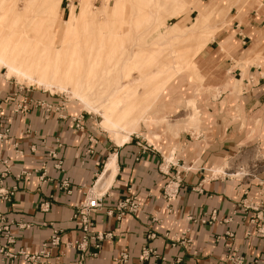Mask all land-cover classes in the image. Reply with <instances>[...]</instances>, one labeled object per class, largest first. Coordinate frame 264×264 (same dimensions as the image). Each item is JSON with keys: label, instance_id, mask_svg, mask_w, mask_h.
Listing matches in <instances>:
<instances>
[{"label": "crops", "instance_id": "crops-1", "mask_svg": "<svg viewBox=\"0 0 264 264\" xmlns=\"http://www.w3.org/2000/svg\"><path fill=\"white\" fill-rule=\"evenodd\" d=\"M193 1L195 19L206 6H212L211 15L225 9L229 18L198 54L201 64L216 67V82L185 86L176 73L121 145L81 102L88 113L0 72V159L12 165L5 186L16 187L11 201H0V229L9 226L15 242L8 251L17 255L7 258L0 252V264H25L18 252L39 251L54 229L62 231L61 243L50 261L38 264H77L79 252L67 243L82 236L75 206L89 189L103 196L106 208L130 196L143 207L122 220L105 210L95 212V230L113 238L85 264H228L231 246L239 249L244 264H264V237L258 234L264 229V0L241 7L240 0ZM209 86L220 95L213 98ZM161 94L162 102L149 112ZM23 100L27 112L16 108ZM198 116L199 131L189 127ZM72 117H80L83 129ZM52 151L56 158L49 155ZM113 156L114 173L105 174ZM176 171L181 182L169 212L163 187ZM63 181L69 182V191L61 187ZM45 202L48 211L41 209ZM152 232L156 235L150 238ZM2 236L0 231V245ZM143 247L160 257L141 261ZM123 251L126 263L118 261Z\"/></svg>", "mask_w": 264, "mask_h": 264}, {"label": "rangeland", "instance_id": "rangeland-1", "mask_svg": "<svg viewBox=\"0 0 264 264\" xmlns=\"http://www.w3.org/2000/svg\"><path fill=\"white\" fill-rule=\"evenodd\" d=\"M1 2H4L0 4L2 35L10 36L12 32L17 33L14 40L29 42L25 47L27 52H30L36 45L38 48L44 46L47 50H54L53 56L55 53L53 46H56L58 50L66 47V52L69 50L80 52L76 55L79 62L74 65H64L62 69L70 76L79 78L83 87L88 86L93 99L75 98L70 87L68 90L56 87L51 89H46L43 86L37 87L33 83H28L27 79L21 78L20 80V77L14 73L9 74L6 68L0 67L4 78L16 80L23 86L59 95L62 97L63 105H72L84 113H88L86 111L93 112L90 114L97 118L98 124L102 121L101 126L111 134L113 139L111 131L116 128L105 124V116L101 115L104 108L99 106L100 102H94L95 92L117 87L122 83V77L128 73L133 72V76H136L138 68H135V65L144 66L145 64L146 66V69L142 70L144 75V81L140 86L142 92L151 91L158 82L169 81L178 71L180 73L177 76L185 79V86L190 83L200 88L203 85L206 86L207 82H216L218 77V74L214 73L216 67L211 64H201L200 55H194L193 47L197 46L200 38L206 36V32L210 28L214 34L216 27L219 29L227 23L229 18L225 9L217 10L212 15L210 14L212 6H207L208 9L205 11L198 9V17L195 19L197 13L193 12L196 7L193 0H0ZM82 2L87 6V12L84 15L81 13ZM250 2L252 0H240L239 6ZM26 4L29 6L27 10H25ZM105 4H107L106 11L103 10ZM160 4H164V6H159ZM49 6L61 10L56 26L52 25L54 21L52 14H50L49 23L44 18L43 11ZM25 14L27 16L30 14V16L23 23ZM157 15L158 19L155 21ZM64 21H69L72 24V31L63 38L62 32L53 36V27L59 26L63 30L65 28ZM157 24L159 27L155 28ZM28 34L33 38L27 37ZM214 40L217 42L218 38ZM190 47L192 48L189 49ZM153 50L154 52L149 55L148 53ZM187 55L192 56V61H190V66L184 69L181 63ZM93 60L97 64L92 65ZM157 70L160 72L158 78L148 75ZM160 91L155 90L153 94L157 93L153 99L149 98L151 100L147 103L150 104ZM209 91L213 98L220 95V90L217 88L209 86ZM200 92L202 93V89L201 91L197 90V93ZM144 97L135 102L138 100L142 102ZM162 99L163 95L161 94L149 112L155 111ZM191 99L193 100V98ZM78 101L84 105L86 111L82 109ZM132 101L134 102V100ZM86 103L91 104L92 109L87 107ZM107 103L106 99L103 104L107 105ZM185 105L187 110H191L189 102ZM108 113L114 114L115 122L119 121L118 111L111 110ZM200 124L201 120L198 116L190 122L189 127L199 131ZM138 140L155 147L153 143L142 136L138 137Z\"/></svg>", "mask_w": 264, "mask_h": 264}, {"label": "bare ground", "instance_id": "bare-ground-1", "mask_svg": "<svg viewBox=\"0 0 264 264\" xmlns=\"http://www.w3.org/2000/svg\"><path fill=\"white\" fill-rule=\"evenodd\" d=\"M3 3L4 2H1L0 4ZM82 3L83 4L81 6V11H82L81 13L82 15H84L87 12V6L86 4H84V2ZM12 6L11 8H13L15 5L13 7ZM106 6L107 4L103 6L104 7L103 10L105 11H106ZM159 6H164V4H160ZM27 8L29 9L28 4L25 5V10H27ZM207 9H208L207 6L199 8L200 11H205ZM50 14H52L53 15L52 17H54V21L53 19H51L53 21L52 25L55 26L58 25L61 10L58 8L54 9L50 6L48 8H45L43 11V15L44 18H46L47 23H49L50 21L49 19L51 16ZM24 16L25 17H23L22 20L23 23L27 21V18L28 16H30V14L28 16L25 14ZM157 19H158V15L155 17V21ZM64 23H65V28L63 29L64 31L61 30L59 26L53 27L52 29L53 36H56L57 33L62 32L63 35L62 38H63L68 34V32L70 33L72 31V27H73L72 24L69 21H64ZM157 27H159L158 24L155 25V28ZM210 29L209 31L206 32V36L199 39L197 46L194 47L192 46L193 50L195 51L194 55H198L200 51L204 48V46L213 39L214 34L212 31H210ZM16 36L17 33L15 32H12L10 36L7 35L3 36L0 30V67L6 68L9 74L14 73L16 76L20 77V80L21 78L24 80L27 79L28 83H33L37 87L43 86L46 89H51L52 87H56L61 90L62 89L68 90V88L70 87L72 89V95L75 98L78 99L86 98L89 100L93 99L90 96L89 92L91 91V89L88 86L83 87V83L82 81L79 80V78H74L70 76L65 70L62 69L64 65L65 66L74 65L77 62H79V58H76V55H78L80 52H76L75 50L73 51L69 50L66 52L65 51L66 47L59 48L58 50L56 46H53L55 49V53L53 56L54 50L52 49L47 50L44 46L38 48L37 45L35 48H32L30 52H27L25 47L28 45L29 42L14 40ZM27 37L33 38L30 34H28ZM192 47H190L189 49H191ZM153 52L154 50L148 54L150 55ZM190 61H192V56L187 55L185 60L182 61L181 63L183 64L182 67L184 69H187L190 66ZM91 64L94 65L97 64V62L93 60ZM135 68H138V70H136L137 72L136 76H133V72L128 73L122 77V83L117 87L113 89H107V91L96 90L95 92L96 97L94 99L95 100L94 102H98V103L100 102L99 106H102L104 108L102 109L103 113H101V115L103 117L105 116L104 118L106 119L105 124L106 125L108 124L109 126L116 128V129H112L111 132L114 136L115 142L118 145H121L125 141H127L130 133L133 132L134 127L138 123L141 114L149 105L147 101L149 102L151 100L149 98L153 99V97L157 93L156 92L155 94H153V92L155 90L160 91L168 81V80L165 81L163 80L162 82H158V84L154 86L151 91L142 92L140 91V86L144 81V77H143L144 75L142 70H145L146 66L145 64L144 66L142 65L139 66L138 64V66L135 65ZM148 75H151V77L158 78L160 72L159 70H157ZM121 91H123V93H120ZM142 97H144V99L142 100V102H139V100H141ZM106 99L108 100L107 105L103 104ZM137 99L139 100L135 102ZM132 100H134V102ZM86 105L87 107L92 109L91 104L86 103ZM111 110H115L119 112L117 116L119 121L115 122L113 120L114 114L108 113ZM135 110L136 113H134ZM122 117L124 118L121 120ZM114 170H115V158L113 156L108 160L106 164L105 174L111 175L114 173Z\"/></svg>", "mask_w": 264, "mask_h": 264}, {"label": "built area", "instance_id": "built-area-1", "mask_svg": "<svg viewBox=\"0 0 264 264\" xmlns=\"http://www.w3.org/2000/svg\"><path fill=\"white\" fill-rule=\"evenodd\" d=\"M17 110L27 112L29 110V104L27 100L20 101L16 103ZM50 106H47L46 109L49 111ZM76 122L75 125L79 129H83V122H81L80 117H72ZM4 137L3 133L0 132V139ZM52 158H56V152L52 151L49 153ZM59 167V163L56 164ZM11 162L8 159H0V201H11L16 187H6L4 180L6 177L11 174ZM45 169V168H44ZM46 171L41 176L42 182H45ZM180 174L178 171L174 175H170L169 180L163 187V193L167 201V209L170 212L172 209V202L176 199L179 193L180 187ZM61 187L69 191V182L63 181ZM143 204L137 196L126 197L125 199L119 201L114 208H106L103 203V196L95 193L93 189H89L86 193L84 201L75 206L76 211L74 217L78 219L81 224L82 236L80 239L67 243L68 248L76 249L79 252V257L77 264H85L86 258L92 256L96 257L98 251L101 248L102 243L105 240L112 239L113 233L110 232H101L95 230V223L93 220V214L97 211L105 210V213L108 216H115L117 220H122L126 214H134L142 210ZM41 209L43 211H48L50 209V203L45 202L41 204ZM214 218L212 217L211 220ZM5 219L2 217V221ZM153 221H159L157 216L152 218ZM205 222V220H203ZM21 226L20 224H18ZM26 226V225H22ZM2 231V242L0 245V252L7 258H16L17 255L10 253L8 251V245L15 242L13 235L10 233L8 225H3L0 229ZM61 234L60 229H54L49 239L43 242L41 249L35 253H30L28 250H20L18 255H21L24 259L25 264H38L45 263L52 259V252L54 249L59 247L61 243ZM258 234L264 237V229H259ZM155 232L150 233L149 237H155ZM180 238H174V241H179ZM90 248H93L91 251ZM150 256L159 258L160 255L154 249L150 247H143L139 256L141 261L148 260ZM120 263H126L128 261V253L123 251L120 253L118 258ZM228 264H244L245 258L240 253L237 247H230L226 255V260ZM176 264H179L177 262Z\"/></svg>", "mask_w": 264, "mask_h": 264}]
</instances>
